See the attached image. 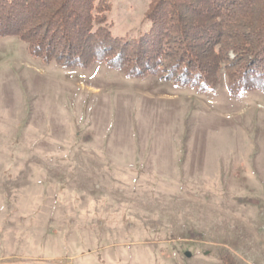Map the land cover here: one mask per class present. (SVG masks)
I'll return each instance as SVG.
<instances>
[{"label":"rangeland","instance_id":"374dc122","mask_svg":"<svg viewBox=\"0 0 264 264\" xmlns=\"http://www.w3.org/2000/svg\"><path fill=\"white\" fill-rule=\"evenodd\" d=\"M102 1L115 36L151 29L153 0ZM0 264H264V93L0 38Z\"/></svg>","mask_w":264,"mask_h":264},{"label":"trees","instance_id":"16d2710c","mask_svg":"<svg viewBox=\"0 0 264 264\" xmlns=\"http://www.w3.org/2000/svg\"><path fill=\"white\" fill-rule=\"evenodd\" d=\"M108 11L96 0H0V38L45 64L103 63L204 92L219 90L224 71L234 96L264 93V0H153L151 29L137 38L115 36Z\"/></svg>","mask_w":264,"mask_h":264}]
</instances>
